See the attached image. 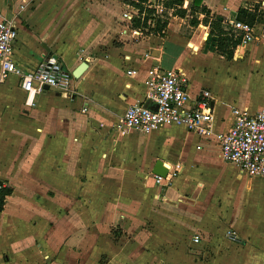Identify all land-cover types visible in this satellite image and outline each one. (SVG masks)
<instances>
[{"label": "crops", "instance_id": "1", "mask_svg": "<svg viewBox=\"0 0 264 264\" xmlns=\"http://www.w3.org/2000/svg\"><path fill=\"white\" fill-rule=\"evenodd\" d=\"M131 1L0 0V19L17 29L12 59L19 68H35L45 53L71 74L85 63L72 74V89L47 87L32 104L15 73L0 82V181L11 190L0 210V264H264V178L240 173L221 158L214 137L179 125L116 130L127 106L144 99V79L156 65L179 69L191 96L210 91L215 131L230 127L232 107L264 110V39L241 46L234 34L239 56L249 52L227 58L209 48L203 22L188 36L170 20L165 35L137 37L122 31V12L136 8ZM259 1L201 5L227 30L240 7L253 22ZM139 142L136 161L149 169L143 177L132 173V143ZM148 144L158 151L151 162ZM158 159L167 170L181 168L149 210ZM99 195L122 206L79 208Z\"/></svg>", "mask_w": 264, "mask_h": 264}, {"label": "built area", "instance_id": "2", "mask_svg": "<svg viewBox=\"0 0 264 264\" xmlns=\"http://www.w3.org/2000/svg\"><path fill=\"white\" fill-rule=\"evenodd\" d=\"M161 11L160 4H146ZM253 22L234 20L226 29L239 36L241 46L250 41L264 39V0L259 1ZM139 8H128L122 12V31L132 30L137 37L144 35L143 27L134 26V18ZM154 14V12H152ZM159 19L163 15L157 13ZM142 18V16H141ZM150 23V19L146 20ZM155 22V20H154ZM154 22L152 26H154ZM17 29L11 19H0V82L9 74L18 76L19 86L26 93V104L33 103V97L45 87L70 90L73 75L62 59L53 53H45L37 66L22 70L12 59L13 45ZM146 92L144 99L131 103L125 109L116 130L125 134L129 130L146 133L164 125H179L199 137H214L220 148L221 158L236 165L240 173L264 178V110L252 111L246 107L231 108L233 121L225 131H215L212 96L207 88H201L194 96L188 91V79L177 68L153 66L144 79ZM31 97H30V96ZM30 97V98H29ZM176 163L167 170L165 176L150 174L155 185L163 186L172 174L180 170ZM6 184L0 181V189ZM235 238L234 231L228 232ZM198 239V235L195 236Z\"/></svg>", "mask_w": 264, "mask_h": 264}, {"label": "rangeland", "instance_id": "3", "mask_svg": "<svg viewBox=\"0 0 264 264\" xmlns=\"http://www.w3.org/2000/svg\"><path fill=\"white\" fill-rule=\"evenodd\" d=\"M187 1L188 0L183 1L181 6H175V5L168 6V5H166L165 0H146L145 1L146 4H151V5L160 4L162 6V10L157 12L155 8H152V7L150 8V7H147L146 5L142 4V6H143L142 10H141L142 12H138V16H135L134 19L138 18L141 20L140 21L141 23L138 26H141L144 28L143 29L144 34H150V33L153 34L154 33V34H158V35L159 34L165 35V31H166V29H168L167 27L169 25L168 22H170V20H172L170 24L173 25V28L177 27L179 29L180 34H183L184 36H188L193 32V30L197 27V25H195L191 22L193 10L191 9V3L187 2ZM246 2L251 3L252 1H246ZM179 8L185 10V15H182V18H183L182 20L178 19L181 17V15L178 11ZM145 9H150L151 11H148ZM245 10H246V14H248V10L247 9H245ZM139 11H140V9H139ZM152 12H154V14H152ZM157 13H161L163 15V20L166 22L165 25L161 28V30H154V26H152V23L154 22V20L159 19L156 16ZM141 16H142V18H141ZM178 16H180V17H178ZM143 17H147L146 20L150 19V23L146 22V25H143L142 24L143 23V21H142ZM198 17L200 18V20H202V19L204 20L206 16H204L203 12H199ZM211 17L214 18L215 16L209 12V14L207 16L208 22L210 21ZM167 23H168V25H167ZM154 24H155V22H154ZM171 32L173 33V30H171ZM174 33H176V32H174ZM168 34H170V33H168ZM216 39H217V37L214 35H211L210 38L208 39L209 41H207V44L209 45L210 49L212 46H216V44H215ZM262 45H263L262 48L264 49V44H262ZM229 48H232V45H230ZM233 50H234V53H233L234 57L239 56V52L236 51L235 48ZM241 51L242 52H240V53H242L241 55H243L245 53H248L249 49L244 47ZM242 81H243V83H247V81H245V78H242ZM231 82H232L231 78H227V81L225 82V89L226 90H229L230 87L232 86L233 82L232 83ZM142 151H143V149H142ZM146 153L149 156V159H148L149 162H151L153 157H155L156 153H158V151L156 150L155 147H153V149H151L149 147V144H148ZM138 156H140V142L139 143H132V158H133L132 173H141V175L143 177V175L149 174V172H148L149 169L147 171L140 169V166H139L138 162L136 161ZM128 171L129 170L125 171V173H129ZM141 175H140V177H141ZM174 176H176V174H172L170 179L168 180V182L166 184H164L163 186H161V185L155 186V188L158 190L156 193H154V191L151 192L149 200L146 204L147 209L153 210V209H155V207L159 206V203H156V202H159L161 199L160 197L166 193V190H167L166 188L170 185L171 178ZM161 193H163V194L161 195ZM99 197H100V200H98V201L95 199L93 201L92 200L82 201L79 204V208L82 209L85 213H87V211H92V210L107 211L109 208V205H116V207L122 206V203H109V201H108L109 197L105 198L103 195H99ZM76 206H78L76 202L71 203L72 209H74ZM173 257H174V255H173L172 251L171 252L166 251V254H165L166 260L171 261ZM102 260H103V258L100 259V262H102Z\"/></svg>", "mask_w": 264, "mask_h": 264}, {"label": "trees", "instance_id": "4", "mask_svg": "<svg viewBox=\"0 0 264 264\" xmlns=\"http://www.w3.org/2000/svg\"><path fill=\"white\" fill-rule=\"evenodd\" d=\"M146 0H137V1H131L132 4H134L136 7H139L140 10H142V3L145 2ZM166 5L171 6H181L183 0H165ZM202 0H193L191 3V9L193 10L191 22L195 25H197L199 22H203L204 24L208 25L209 27V33L216 36V48L217 51L224 55L227 58H231L234 53V48H237L239 39L237 37H234V33L231 31L225 30L219 19L211 17L210 21L208 22L207 16L209 14V10L201 5ZM148 11H151L150 9H145ZM180 15H185V10L179 8L178 9ZM203 12L205 19L200 20L198 17V13ZM244 13V14H243ZM253 18V15L248 12L246 14V10L242 7L238 8L237 13H236V19L237 20H243L247 22H252L251 19ZM146 19L147 17H143V25H146ZM140 19H134V26H138L141 22ZM165 21L161 19H155V24H154V30H161V28L165 25ZM232 45V48H229V46ZM10 188L9 187H3L0 189V210L2 209L3 203H4V198L10 193Z\"/></svg>", "mask_w": 264, "mask_h": 264}, {"label": "water", "instance_id": "5", "mask_svg": "<svg viewBox=\"0 0 264 264\" xmlns=\"http://www.w3.org/2000/svg\"><path fill=\"white\" fill-rule=\"evenodd\" d=\"M85 67V63H80L76 69L73 71V75L77 76L79 75V73L82 71V69ZM47 88V86L45 87ZM212 104V103H211ZM152 172L161 176H165L167 173V169L165 166H163V162L161 160H156L153 168H152Z\"/></svg>", "mask_w": 264, "mask_h": 264}, {"label": "bare ground", "instance_id": "6", "mask_svg": "<svg viewBox=\"0 0 264 264\" xmlns=\"http://www.w3.org/2000/svg\"><path fill=\"white\" fill-rule=\"evenodd\" d=\"M191 46H193V44H191Z\"/></svg>", "mask_w": 264, "mask_h": 264}]
</instances>
